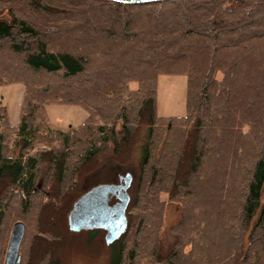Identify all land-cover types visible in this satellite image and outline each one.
<instances>
[{
  "label": "trees",
  "instance_id": "16d2710c",
  "mask_svg": "<svg viewBox=\"0 0 264 264\" xmlns=\"http://www.w3.org/2000/svg\"><path fill=\"white\" fill-rule=\"evenodd\" d=\"M0 58L25 89L16 128L0 107V264L18 224L19 264H264V0H0ZM161 75L186 78L183 117L158 116ZM48 106L87 118L54 131ZM105 163L132 177L109 246L66 224Z\"/></svg>",
  "mask_w": 264,
  "mask_h": 264
},
{
  "label": "rangeland",
  "instance_id": "374dc122",
  "mask_svg": "<svg viewBox=\"0 0 264 264\" xmlns=\"http://www.w3.org/2000/svg\"><path fill=\"white\" fill-rule=\"evenodd\" d=\"M15 6L19 7L20 10H22L23 18H26L27 20L33 22L36 21L35 19L39 20L40 22L42 21L40 15H34V13L32 14L29 10H26V8L23 7L22 4L19 5L15 3ZM3 54L5 55V59H10L7 53ZM2 60L3 59L0 58V63H2ZM8 65L9 62L7 60H4L3 64H0V75L4 72H9L7 70ZM220 78V75H217V79L219 80ZM41 81L43 83L48 82L46 81V79H42ZM129 87L131 90H134L137 88V85L135 83H130ZM185 92L186 78L184 76H159L157 83L158 116L163 118L183 117L185 115ZM24 93L25 89L22 84H13L0 87V107L6 108L9 124L15 128L18 125L19 112L24 98ZM45 110L50 128L54 131L69 132L80 126L87 118V113L76 106H48ZM41 148L44 147H39L38 149ZM105 164L104 166H101L99 169H97L93 173L94 175H92L89 179L85 181L84 188L86 187V191L94 187V184H102L101 182L105 181L106 179H110L113 183L117 184L118 178L123 177L127 174V172H125V170H122L121 168L115 167V169L114 167H112L113 165H108L110 163H107L106 165ZM108 166L111 168H107ZM105 169H108L110 171H106ZM96 175L98 176L96 177ZM166 197V195H161V200L166 201ZM63 206V204L60 205L58 203H55V205L53 206V211L57 212L56 217H59L57 215H59V210L63 208ZM62 210L63 209H61V211ZM68 214L66 217H68ZM179 215V205L176 203H167L162 227V235L166 239L169 238V228L178 220Z\"/></svg>",
  "mask_w": 264,
  "mask_h": 264
},
{
  "label": "water",
  "instance_id": "95a60500",
  "mask_svg": "<svg viewBox=\"0 0 264 264\" xmlns=\"http://www.w3.org/2000/svg\"><path fill=\"white\" fill-rule=\"evenodd\" d=\"M124 5H148L171 0H107ZM120 184H100L83 193L73 204L67 217L68 230L80 233L102 230L107 246L117 241L127 229V208L132 177H119ZM115 201L112 203V201ZM24 235L23 225L12 229L4 264H19V249Z\"/></svg>",
  "mask_w": 264,
  "mask_h": 264
},
{
  "label": "flooded vegetation",
  "instance_id": "af4514ba",
  "mask_svg": "<svg viewBox=\"0 0 264 264\" xmlns=\"http://www.w3.org/2000/svg\"><path fill=\"white\" fill-rule=\"evenodd\" d=\"M121 182L119 181V178H118V182H117V184H120Z\"/></svg>",
  "mask_w": 264,
  "mask_h": 264
},
{
  "label": "bare ground",
  "instance_id": "6f19581e",
  "mask_svg": "<svg viewBox=\"0 0 264 264\" xmlns=\"http://www.w3.org/2000/svg\"><path fill=\"white\" fill-rule=\"evenodd\" d=\"M97 186V185H96ZM76 202V201H75ZM115 202V201H114ZM114 243V242H113Z\"/></svg>",
  "mask_w": 264,
  "mask_h": 264
}]
</instances>
